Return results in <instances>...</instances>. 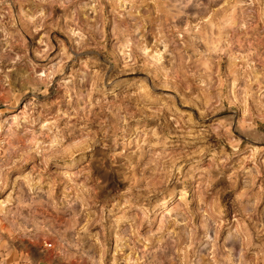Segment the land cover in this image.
<instances>
[{"label":"rangeland","instance_id":"374dc122","mask_svg":"<svg viewBox=\"0 0 264 264\" xmlns=\"http://www.w3.org/2000/svg\"><path fill=\"white\" fill-rule=\"evenodd\" d=\"M0 264H264V0H0Z\"/></svg>","mask_w":264,"mask_h":264},{"label":"bare ground","instance_id":"6f19581e","mask_svg":"<svg viewBox=\"0 0 264 264\" xmlns=\"http://www.w3.org/2000/svg\"><path fill=\"white\" fill-rule=\"evenodd\" d=\"M1 129H3V128L0 127V130H1Z\"/></svg>","mask_w":264,"mask_h":264}]
</instances>
